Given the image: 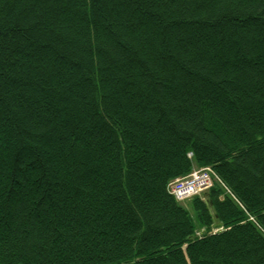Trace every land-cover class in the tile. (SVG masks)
I'll return each instance as SVG.
<instances>
[{
    "label": "trees",
    "instance_id": "16d2710c",
    "mask_svg": "<svg viewBox=\"0 0 264 264\" xmlns=\"http://www.w3.org/2000/svg\"><path fill=\"white\" fill-rule=\"evenodd\" d=\"M0 264H264V0H0Z\"/></svg>",
    "mask_w": 264,
    "mask_h": 264
},
{
    "label": "built area",
    "instance_id": "2783aa9c",
    "mask_svg": "<svg viewBox=\"0 0 264 264\" xmlns=\"http://www.w3.org/2000/svg\"><path fill=\"white\" fill-rule=\"evenodd\" d=\"M215 182H219V177H217L212 166H201V168H193L185 176L170 181L167 189L176 200L181 202L193 195L201 194Z\"/></svg>",
    "mask_w": 264,
    "mask_h": 264
},
{
    "label": "rangeland",
    "instance_id": "374dc122",
    "mask_svg": "<svg viewBox=\"0 0 264 264\" xmlns=\"http://www.w3.org/2000/svg\"><path fill=\"white\" fill-rule=\"evenodd\" d=\"M204 191H206V190H204ZM189 200H190V199H185V200L182 201V202H184V204L188 206V201H189ZM190 212H191V214L194 216V212H193V210H192V211L190 210Z\"/></svg>",
    "mask_w": 264,
    "mask_h": 264
}]
</instances>
